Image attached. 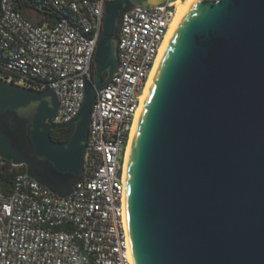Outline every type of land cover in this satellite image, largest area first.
Returning <instances> with one entry per match:
<instances>
[{"label":"water","instance_id":"water-1","mask_svg":"<svg viewBox=\"0 0 264 264\" xmlns=\"http://www.w3.org/2000/svg\"><path fill=\"white\" fill-rule=\"evenodd\" d=\"M174 1L104 3L92 80L66 123L52 122L51 88L0 79V158L69 196L96 92L117 66L122 15ZM69 126L68 139H51ZM123 210L131 264H264V0H189L132 138Z\"/></svg>","mask_w":264,"mask_h":264},{"label":"built area","instance_id":"built-area-1","mask_svg":"<svg viewBox=\"0 0 264 264\" xmlns=\"http://www.w3.org/2000/svg\"><path fill=\"white\" fill-rule=\"evenodd\" d=\"M106 1L0 0V79L51 88L58 102L55 124L76 115L84 83L92 80ZM174 2L122 15L117 66L96 92L83 171L72 193L59 198L25 173L15 175L9 193L0 189V264H131L123 160ZM48 6L61 12L59 20L35 23Z\"/></svg>","mask_w":264,"mask_h":264},{"label":"trees","instance_id":"trees-1","mask_svg":"<svg viewBox=\"0 0 264 264\" xmlns=\"http://www.w3.org/2000/svg\"><path fill=\"white\" fill-rule=\"evenodd\" d=\"M61 15V12L48 6L43 11V19L40 21L34 19L33 21L35 23L50 25L59 20ZM26 17L30 18L29 15H26ZM71 132L72 126H69L58 130H52L49 132V135L53 141H65L69 138ZM17 173H24V168L22 166H13L0 158V189L3 192L9 193L11 191L13 180Z\"/></svg>","mask_w":264,"mask_h":264},{"label":"bare ground","instance_id":"bare-ground-1","mask_svg":"<svg viewBox=\"0 0 264 264\" xmlns=\"http://www.w3.org/2000/svg\"><path fill=\"white\" fill-rule=\"evenodd\" d=\"M189 2V0H176L174 2V5H175V15L173 17V20L169 26V29L165 35V38L163 40V43L159 49V53H158V56L154 62V65H153V68L149 74V77H148V80L146 82V85H145V88H144V91H143V94L140 98V104H139V107L135 113V116H134V120H133V124H132V127H131V131H130V135H129V140H128V143H127V146H126V150H125V154H124V160H123V178H125V170H126V165H127V161H128V156H129V151H130V147H131V143H132V138H133V135H134V132H135V129H136V126H137V123H138V120H139V117H140V114H141V110H142V107H143V103H144V100L146 98V95L148 93V90H149V87L151 85V82H152V79L154 77V74L156 72V69L158 67V64L161 60V57L164 53V50L165 48L167 47L171 37H172V34L173 32L175 31L178 23H179V19H180V16H181V13L183 11V9L185 8V6L187 5V3Z\"/></svg>","mask_w":264,"mask_h":264}]
</instances>
